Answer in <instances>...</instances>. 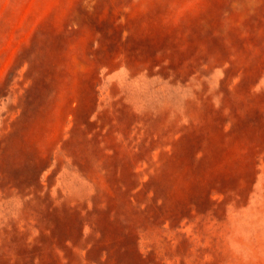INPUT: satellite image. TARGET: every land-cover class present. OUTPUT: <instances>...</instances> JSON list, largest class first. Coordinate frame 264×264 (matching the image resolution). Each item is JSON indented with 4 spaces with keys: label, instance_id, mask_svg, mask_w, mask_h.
<instances>
[{
    "label": "rangeland",
    "instance_id": "374dc122",
    "mask_svg": "<svg viewBox=\"0 0 264 264\" xmlns=\"http://www.w3.org/2000/svg\"><path fill=\"white\" fill-rule=\"evenodd\" d=\"M0 264H264V0H0Z\"/></svg>",
    "mask_w": 264,
    "mask_h": 264
}]
</instances>
